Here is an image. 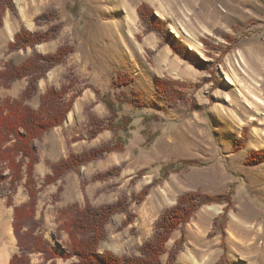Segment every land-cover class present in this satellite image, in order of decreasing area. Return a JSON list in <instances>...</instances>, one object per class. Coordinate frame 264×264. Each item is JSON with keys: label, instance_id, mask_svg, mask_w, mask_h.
<instances>
[{"label": "rangeland", "instance_id": "obj_1", "mask_svg": "<svg viewBox=\"0 0 264 264\" xmlns=\"http://www.w3.org/2000/svg\"><path fill=\"white\" fill-rule=\"evenodd\" d=\"M13 2L18 13L8 10L0 20V68L9 61L22 64L35 51L48 55L64 45L75 49L38 82L37 94L26 102L38 110L48 90L66 84L72 87L68 100L77 96L63 125L34 140L40 157L34 170L38 191L35 218L41 223L39 231L59 254L68 250L69 235L65 231L59 235L57 229L63 222L60 211L69 205L85 207L89 202L101 207L124 200L126 210L112 216L106 225L100 254L112 251L119 256H141L142 246L155 238L162 214L182 195L200 191L231 194L232 201L203 206L171 235L161 263L168 264L170 252L184 238L176 264H264V162L247 163L254 152L264 151V0ZM142 4L165 21L180 43H166L157 32L148 31L137 11ZM58 25L62 28L57 36L35 50L9 49L23 29L48 32ZM124 73L131 74L134 81L114 85ZM157 78L183 83L185 100L170 105L158 94ZM28 85L29 78L10 87L0 84V103L21 100ZM97 90L110 91L114 97L125 95L143 105L141 112L131 111L137 131L123 151L46 185L53 164L115 140L110 130L91 138L92 117L106 121L111 116ZM151 114L161 121L144 124L143 118ZM146 127L159 131L160 136L150 150L143 151L141 130ZM240 142L244 147L238 149ZM180 161L200 166L159 180L156 165ZM110 169L120 172L92 181ZM3 176L9 177V170ZM147 188L149 195L138 203V196ZM29 199L26 176L15 186L10 180L3 184L0 256L6 264L19 252L12 225L15 208ZM225 213L222 229L220 220ZM30 257L32 264H46L40 254ZM56 264H77V260L57 259Z\"/></svg>", "mask_w": 264, "mask_h": 264}, {"label": "trees", "instance_id": "obj_2", "mask_svg": "<svg viewBox=\"0 0 264 264\" xmlns=\"http://www.w3.org/2000/svg\"><path fill=\"white\" fill-rule=\"evenodd\" d=\"M8 10L15 14L18 13L13 0H0V20ZM137 11L148 31L157 32L166 43H180L176 36L167 30L165 21L161 20L147 4L140 5ZM61 28L62 26L58 25L48 32H31L23 29L15 35V40L9 44V49L11 51L28 48L35 50L38 45L54 39ZM172 48L176 50L175 46ZM186 50L189 51L187 48ZM74 51V47L69 45H64L57 52L48 55L35 51L34 55L22 64L18 65L9 61L5 63L3 68H0V84L5 87H10L17 80L29 78V85L23 92L21 100L11 101L7 99L0 103V167H3L0 173V191L3 184L8 180L12 186H15L26 176V187L30 197L28 203L15 208L12 225L18 241L19 252L13 255L9 264H32L30 254L33 253L40 254L46 264H56L57 259L71 260L73 258L77 260V264H162L161 257L167 253L166 244L175 231L189 223L203 206L214 203H227L229 205L232 201V195H209L200 191L182 195L174 207L167 209L162 214L156 224L155 238L142 246L141 256H119L112 251H105L100 254V245L106 238V225L112 216L126 210L124 200L101 207H94L89 202L85 207L74 203L62 209L60 217L63 222L57 231L59 235L62 231L69 235L68 250L63 255H60L51 242L39 231L41 223L35 218L38 191L36 190L34 170L40 161V157L34 146V140L63 125L77 96L68 100L72 87L70 84H66L60 89L48 90L42 96L38 110H34L26 102L37 94L38 82L51 69L64 63ZM133 81L134 77L131 74L124 73L114 80V85L122 87ZM184 88L185 85L179 81L156 79L158 94L166 99L170 105L185 100ZM96 93L102 98L111 116L106 121L92 117L91 138H96L104 130H110L114 133L115 140L83 153H72L67 158L53 164L52 174L45 179L46 185L55 183L66 173L77 172L83 166L105 158L108 154L123 151L132 139L133 132L137 131L136 118L131 115V111L141 112L142 104L136 99L125 97V95L114 97L110 91L102 93L97 90ZM143 121L147 125L158 123L161 118L157 114H151L146 115ZM141 134L145 138L141 146L143 151L150 150L160 136L159 131L155 133L147 127L141 130ZM244 136L246 137L245 133ZM241 142L244 143V140ZM241 142L238 144V149L244 147ZM263 162L264 151L254 152L247 161L250 165ZM199 166L197 162L180 161L161 163L155 167L160 172L159 180H166L173 173ZM5 170H9V177L3 176ZM119 172L118 169H110L104 174L95 176L92 181L109 179ZM149 193V188L145 189L138 196V203H142ZM8 205H12L11 199L8 200ZM128 217L131 218L132 215L128 214ZM226 220L227 215L225 213L220 220L222 229ZM184 243V238L177 242L176 247L170 252L168 264H176L178 254L183 249Z\"/></svg>", "mask_w": 264, "mask_h": 264}, {"label": "bare ground", "instance_id": "obj_3", "mask_svg": "<svg viewBox=\"0 0 264 264\" xmlns=\"http://www.w3.org/2000/svg\"><path fill=\"white\" fill-rule=\"evenodd\" d=\"M10 237V236H9ZM4 239V238H3ZM7 242V241H6ZM10 242V241H9ZM5 243V242H4ZM3 251V250H2ZM4 252V251H3ZM1 253V252H0ZM0 264H6L3 257L0 256Z\"/></svg>", "mask_w": 264, "mask_h": 264}]
</instances>
